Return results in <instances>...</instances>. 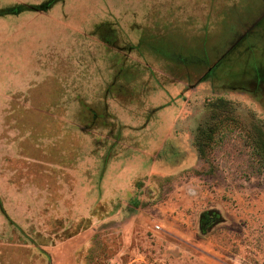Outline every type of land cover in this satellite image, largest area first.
<instances>
[{
    "label": "rangeland",
    "instance_id": "1",
    "mask_svg": "<svg viewBox=\"0 0 264 264\" xmlns=\"http://www.w3.org/2000/svg\"><path fill=\"white\" fill-rule=\"evenodd\" d=\"M16 5L0 264H264V0Z\"/></svg>",
    "mask_w": 264,
    "mask_h": 264
},
{
    "label": "crops",
    "instance_id": "2",
    "mask_svg": "<svg viewBox=\"0 0 264 264\" xmlns=\"http://www.w3.org/2000/svg\"><path fill=\"white\" fill-rule=\"evenodd\" d=\"M29 6V5H28ZM16 8H18V9H16V12L15 13H13L12 12V10L10 9V7H6V8H0V20H4V19H6V17H17V16H19V15H22V14H24V13H35V12H38V11H40L42 8H43V5H41V7L40 6H29V7H27L26 5H16L15 6ZM4 26H5V28H7V27H10L9 25H7V24H4ZM6 44L7 43H4V49H6V51L10 48H8V46L6 47ZM22 44H24L25 45V43H23V42H20L19 43V46H21ZM25 48V49H24ZM22 51V52H25L24 54H23V57H20L18 60H19V62H18V64H24L23 65V67H24V69H23V71L21 72V74H20V77H30V75H26V76H24L26 73H27V71H29V69L32 67V61L34 62V57H33V53H28L27 52V46L25 45V47H22L21 49H19V51ZM8 52V56H10L11 55V53H10V51H7ZM11 58V57H10ZM10 58H4L3 60V64L4 63H9L10 65H11V63L12 62H14L12 59H11V62H10ZM17 60V61H18ZM16 61V62H17ZM8 67V66H7ZM18 67V66H17ZM25 67H27V69L25 68ZM10 68V67H9ZM7 69V68H6ZM16 77V76H15ZM23 79H25V78H23ZM72 92H74V90H72ZM73 94L71 95V97L73 98Z\"/></svg>",
    "mask_w": 264,
    "mask_h": 264
},
{
    "label": "flooded vegetation",
    "instance_id": "3",
    "mask_svg": "<svg viewBox=\"0 0 264 264\" xmlns=\"http://www.w3.org/2000/svg\"><path fill=\"white\" fill-rule=\"evenodd\" d=\"M211 222H213V220H212V219H209V221H207L206 224H210ZM206 224H205V225H206Z\"/></svg>",
    "mask_w": 264,
    "mask_h": 264
}]
</instances>
